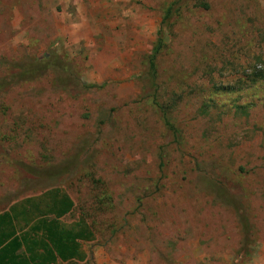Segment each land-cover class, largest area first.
<instances>
[{
    "label": "rangeland",
    "instance_id": "374dc122",
    "mask_svg": "<svg viewBox=\"0 0 264 264\" xmlns=\"http://www.w3.org/2000/svg\"><path fill=\"white\" fill-rule=\"evenodd\" d=\"M173 1L0 0V212L93 234L54 264H264V0H178L153 85Z\"/></svg>",
    "mask_w": 264,
    "mask_h": 264
},
{
    "label": "trees",
    "instance_id": "16d2710c",
    "mask_svg": "<svg viewBox=\"0 0 264 264\" xmlns=\"http://www.w3.org/2000/svg\"><path fill=\"white\" fill-rule=\"evenodd\" d=\"M180 7L181 3L175 0L164 10L155 42L146 57L153 85L156 55L163 45L165 31L179 16ZM57 196L53 194L43 210L38 202L28 198L20 209L13 206L0 212V264H54L79 255L78 240L90 239L92 231L82 220L73 226H64L60 218L71 209L72 201L65 195ZM31 216L38 217L27 230L19 228V220L26 221Z\"/></svg>",
    "mask_w": 264,
    "mask_h": 264
}]
</instances>
